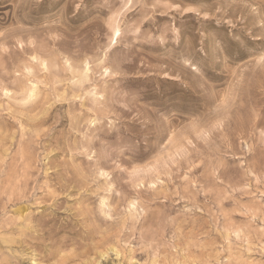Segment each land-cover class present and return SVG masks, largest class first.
I'll list each match as a JSON object with an SVG mask.
<instances>
[{"label":"rangeland","instance_id":"obj_1","mask_svg":"<svg viewBox=\"0 0 264 264\" xmlns=\"http://www.w3.org/2000/svg\"><path fill=\"white\" fill-rule=\"evenodd\" d=\"M0 264H264V0H0Z\"/></svg>","mask_w":264,"mask_h":264}]
</instances>
